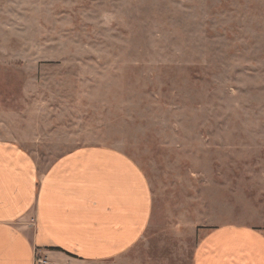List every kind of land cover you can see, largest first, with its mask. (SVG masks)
<instances>
[{"label":"rangeland","instance_id":"1","mask_svg":"<svg viewBox=\"0 0 264 264\" xmlns=\"http://www.w3.org/2000/svg\"><path fill=\"white\" fill-rule=\"evenodd\" d=\"M0 140L41 171L80 147L134 160L145 264L264 233V0H0Z\"/></svg>","mask_w":264,"mask_h":264},{"label":"crops","instance_id":"2","mask_svg":"<svg viewBox=\"0 0 264 264\" xmlns=\"http://www.w3.org/2000/svg\"><path fill=\"white\" fill-rule=\"evenodd\" d=\"M153 212L145 174L122 151L80 147L41 171L30 153L0 140V264H145ZM192 264H264V233L215 228Z\"/></svg>","mask_w":264,"mask_h":264},{"label":"built area","instance_id":"3","mask_svg":"<svg viewBox=\"0 0 264 264\" xmlns=\"http://www.w3.org/2000/svg\"><path fill=\"white\" fill-rule=\"evenodd\" d=\"M38 263L39 264H47V260L40 258V259H38Z\"/></svg>","mask_w":264,"mask_h":264}]
</instances>
